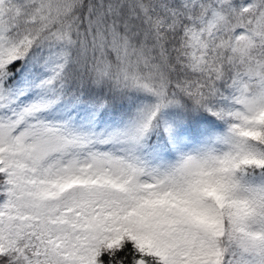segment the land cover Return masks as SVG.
Here are the masks:
<instances>
[{
	"label": "snow or ice",
	"instance_id": "6c2138e0",
	"mask_svg": "<svg viewBox=\"0 0 264 264\" xmlns=\"http://www.w3.org/2000/svg\"><path fill=\"white\" fill-rule=\"evenodd\" d=\"M0 264H264V0H0Z\"/></svg>",
	"mask_w": 264,
	"mask_h": 264
}]
</instances>
